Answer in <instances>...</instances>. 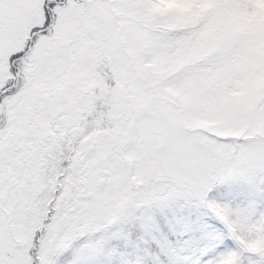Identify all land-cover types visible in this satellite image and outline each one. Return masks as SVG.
I'll return each instance as SVG.
<instances>
[{"label":"snow or ice","instance_id":"snow-or-ice-1","mask_svg":"<svg viewBox=\"0 0 264 264\" xmlns=\"http://www.w3.org/2000/svg\"><path fill=\"white\" fill-rule=\"evenodd\" d=\"M0 264H264V0H0Z\"/></svg>","mask_w":264,"mask_h":264}]
</instances>
